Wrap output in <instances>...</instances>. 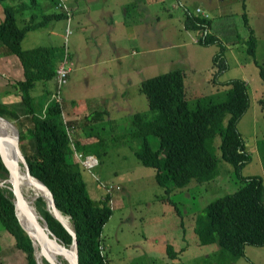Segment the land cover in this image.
<instances>
[{
	"label": "rangeland",
	"instance_id": "obj_1",
	"mask_svg": "<svg viewBox=\"0 0 264 264\" xmlns=\"http://www.w3.org/2000/svg\"><path fill=\"white\" fill-rule=\"evenodd\" d=\"M76 1L81 7L73 24L63 17L52 19V29L56 34L50 32L51 23L28 30L22 39V46L56 45L60 51L53 58L59 60L61 53L68 52L74 61L67 82L61 89V107L68 120L82 119L72 125L73 140L76 138V128L80 132H87L90 128L97 135L94 137L100 139L91 148L97 152L95 158L99 161L92 169L94 175L86 171L83 173L89 193L94 198L105 190L104 187H95L98 179L113 185L109 201L111 214L102 227V244L99 245L108 259L107 264H210L217 243H198L194 230L196 217L211 199L231 192L243 183L232 163L222 158L218 147L219 136L214 138L218 161L215 178L201 181L191 178L186 184L170 186L167 190L156 180L155 169L143 164L135 155L134 150L140 146L141 139L129 133V114L141 111L148 118L154 115L155 112L148 108L146 95L139 89V82L170 69L183 70L184 89L190 104H194L199 96L223 99L229 87L225 83L227 79H245L250 105L239 119L237 129L244 138L251 159L243 166L241 173L259 174L264 183V78L259 73L260 66L264 68V0H244V4L242 0H115L125 1L123 5L128 8V13L121 18L130 27L123 33L113 30L111 36L109 30L101 32L96 48L91 29L89 25L83 28L82 18L88 6L92 8L106 2L69 0L72 6L76 5ZM5 2L14 3L15 0L0 1V20ZM39 4L38 7L16 13L17 23L21 25L33 11L39 12L38 19L44 11H52L51 6L44 5L48 4V0H39ZM138 4H144V12L136 10ZM197 7L208 14L209 27L206 30L220 37L226 46L224 54L228 69L219 76L214 74L213 63L218 43H200L198 38L202 30L185 29L183 25L187 13L202 16V12L196 11ZM157 19L159 38L157 28H152L153 21L156 23ZM136 22L141 23L138 30L132 27ZM250 32L256 37L254 57L258 64L247 52L246 40ZM121 34L123 37L119 38ZM132 35L134 40H128ZM141 37L145 41L143 44L140 43ZM2 48L0 45L3 51ZM119 54L123 56L117 58ZM1 57L3 61L8 58L6 53ZM94 60L96 65L91 64ZM15 67L13 72L19 74L18 64ZM7 70L12 72L8 67ZM3 82L4 78L0 75V98L7 103L19 100L17 96L4 91ZM54 87L52 77L45 81V85H36L33 92L38 96L45 93L48 97ZM47 89L49 92H45ZM103 106L110 109L103 119L84 118L96 107ZM18 108L23 110L21 105ZM18 113L21 114L18 119L1 117L16 126L28 119L24 111ZM148 140L153 148L159 144L155 134H150ZM85 143L84 147L88 148L89 145ZM39 195L42 196L41 193ZM31 200L34 202L35 198ZM0 241L1 264L25 263L24 256L10 251L13 236L1 223ZM167 244L177 251L176 256L167 254ZM64 258L69 260L67 254ZM231 264H264V245L246 244L244 254Z\"/></svg>",
	"mask_w": 264,
	"mask_h": 264
},
{
	"label": "trees",
	"instance_id": "obj_2",
	"mask_svg": "<svg viewBox=\"0 0 264 264\" xmlns=\"http://www.w3.org/2000/svg\"><path fill=\"white\" fill-rule=\"evenodd\" d=\"M50 1L51 5L46 6H51L52 11H44L40 19L37 18L39 12L33 11L21 25L17 23L16 13L38 7L39 0H15L14 3L5 2L2 6L0 45L4 52L0 50V75L5 81L2 83L4 91L17 96L19 100L7 103L0 98V115L18 119L21 116L18 112L24 111L25 116H28L25 122L16 124L19 148L29 172L50 190L55 206L60 210L58 217L74 229L78 264H107L108 259L102 254L99 245L102 244V227L111 214L109 201L113 185L98 179L95 187H104L105 190L99 197H92L83 172L93 176L92 169L99 161L90 168L85 167L82 162L86 155H98L91 148L100 139L94 137L97 135L90 128L87 132H80L76 128V138L73 140V126L82 119L68 120L63 106L61 107V89L67 82L74 61L68 52L61 53L58 61L53 58L60 51L56 45L22 46V39L28 30L42 28L50 20L62 16L68 22L66 8L70 9L71 23L73 6L69 0V3L66 0ZM242 3L244 4V0ZM184 26L202 30L198 38L200 43H218L219 48L213 54L215 76L227 70L228 63L224 54L226 46L220 37L206 30L209 20L187 13ZM246 42L247 52L253 62L257 63L254 57L256 37L252 32ZM5 53L8 58L3 61L1 56ZM15 64L20 67L17 68L19 74L13 72ZM60 66L65 69L63 74L59 73ZM259 73L264 78V68L261 66ZM52 77L55 87L48 97L45 93L38 96L33 92L36 85H45V81ZM225 83L229 87L225 90L223 99L213 100L199 96L194 104H190L181 68L145 77L140 80L139 89L146 95L148 108L155 113L150 118L145 117L141 111L129 114V133L141 139V144L134 153L143 164L155 169L156 180L167 190L170 186H182L191 178L198 181L215 178L218 161L214 138L219 136L218 147L222 158L232 163L243 183L237 189L211 199L196 217L194 230L198 243H217V249L209 260L210 264H231L244 254L246 244L264 245L263 177L259 174L241 173L243 166L251 159L244 138L237 129L239 119L250 105L247 83L241 77L229 78ZM45 92H49L48 89ZM19 105L23 110L18 108ZM108 113V107H96L84 118L103 119ZM0 127L4 132L6 125L1 122ZM150 134L158 136L159 144L156 148L149 143ZM84 143L89 145L88 148L84 147ZM6 173V167L0 158V176L6 177ZM37 185L42 194H38L34 200L37 210L57 238L65 245L70 244L71 232L46 208V201L50 206L49 195L38 181ZM12 197L10 189L0 186V223L13 236L10 251H17L24 256V264H37L31 239L14 214ZM166 251L171 257L177 255L171 244L166 245ZM43 263L50 264L44 257Z\"/></svg>",
	"mask_w": 264,
	"mask_h": 264
},
{
	"label": "water",
	"instance_id": "obj_3",
	"mask_svg": "<svg viewBox=\"0 0 264 264\" xmlns=\"http://www.w3.org/2000/svg\"><path fill=\"white\" fill-rule=\"evenodd\" d=\"M1 117V115H0ZM4 118V117H3ZM8 120V119H7ZM8 122H10L12 124V126L15 128L16 126L14 125V123H12L10 120H8ZM14 142H15V153L20 152L21 154V158L25 164L26 170L28 172V175L37 179L38 182L42 185L43 189L47 191L48 195H49V203L50 206L48 205L47 201H46V208L52 213V215H54V217H56L72 234V240L71 243L68 244L73 246L74 251H75V261L74 264H78V258H77V241H76V237H75V232L74 229L71 228L70 226L66 225L57 215V213L60 211L54 203L52 194L50 192V190L48 189V187L37 177L33 176L28 169L27 163L24 159V156L19 148V144H18V130L15 128V137H14ZM4 142L0 139V158L2 160V162L4 163L5 167H6V171H7V175L9 176L10 179V186L9 189L12 192V202L14 205V214L16 215V218L18 220V223L20 224L21 228L28 234V236L31 239L32 245H33V254H34V258L36 260L37 264H40L37 259H36V248L34 247L33 244V240L31 235L28 233L27 228L22 224L20 217L18 216V211L20 212H24L26 215H28L32 222H33V236L35 237V239L38 242L39 248H40V253L43 255V257L50 263V264H57L56 261L54 260V257L52 256V252L48 249L47 247V230L55 236V238L57 240H59L57 238V236L48 228L47 222L46 220L43 218V216L41 214H39V218L36 216V214L33 211L32 205L28 202V200L25 198L24 194L21 191L20 188V184L17 180V170L19 167L18 164V159H17V155L13 154V156H11L10 154H8V152L6 150H4V146H3ZM0 186H1V182H0ZM40 220L42 221V223L44 224V226L42 227V225L40 224ZM60 241V240H59ZM63 246H67L65 245L62 241H60Z\"/></svg>",
	"mask_w": 264,
	"mask_h": 264
},
{
	"label": "bare ground",
	"instance_id": "obj_4",
	"mask_svg": "<svg viewBox=\"0 0 264 264\" xmlns=\"http://www.w3.org/2000/svg\"><path fill=\"white\" fill-rule=\"evenodd\" d=\"M1 122L6 125V127L3 128L4 132L2 131L0 127V139L4 142L3 144L4 150H6L8 154H10L11 156H13V154L17 155L16 157L18 159V164H19V167L17 170V180L20 184L22 193L24 194L28 202L32 205L34 213L39 218L40 213L37 210L33 200H31L32 198H36L39 194L38 185H37L38 180L28 175L25 164L21 158L20 152L15 153V149H16L15 142H14L15 128L12 126L10 122H8L7 119L3 117H0V124ZM0 182H1V186H6L9 189L10 179L8 175L6 177L0 178ZM22 213L23 214H21V212L18 211V216L20 217L22 224L27 228L28 233L32 237L34 247L36 248L37 261L40 264H43V261H42L43 255L40 253L38 242L32 234L33 222L28 215H26L24 212ZM40 224L42 225V227L44 226L41 220H40ZM47 234L48 235H47L46 242L47 244L49 243V246L47 245V247L52 252V255H54V260L56 261V263L57 264H74L75 251H74L73 246L71 245L63 246V244L59 240H57L55 236L52 235L48 230H47ZM66 254L69 256V260H67L68 258L67 259L64 258V255Z\"/></svg>",
	"mask_w": 264,
	"mask_h": 264
},
{
	"label": "crops",
	"instance_id": "obj_5",
	"mask_svg": "<svg viewBox=\"0 0 264 264\" xmlns=\"http://www.w3.org/2000/svg\"><path fill=\"white\" fill-rule=\"evenodd\" d=\"M87 1H99V0H87ZM105 4L103 5H94L92 8L91 6H88V11L86 13V15L82 18V24H83V28L85 29L88 25L91 29V36L92 38L96 41L95 44V48L98 47L97 44V40L99 39V34L105 30H109V36L112 35L113 30H116L118 33H123L126 32V30L128 29V26L130 27V25L128 23H126L121 17H124L127 13H128V8L123 5L125 1H118L115 2V0H105ZM39 4V2H38ZM48 4L51 5V1L48 0ZM40 5V4H39ZM43 5V4H41ZM47 5V4H44ZM80 3L79 1H76V5L74 4L72 10H73V19L71 20V23L73 24V21L77 18L78 16V11L80 10ZM136 10L137 11H141L144 12V4H138L136 5ZM63 17V16H62ZM141 22L142 24L144 23V19L143 17L141 18ZM155 21H153V29L156 27L158 30V38H159V20L157 19L156 23H154ZM51 23L48 22V24ZM63 23H65L63 21ZM46 24V25H48ZM184 25V23H183ZM77 26V24H76ZM132 27H135L137 30L139 29V27H141V23H134L132 24ZM51 33L52 34H56L55 30L52 29L53 25L51 23ZM185 29H190V28H186L184 26ZM30 31V30H29ZM208 31V30H207ZM123 35L121 34L119 36V38H122ZM74 39L76 40V34L74 35ZM128 40L132 41L134 40V36L132 35L130 38H128ZM112 39H110L109 37V42H111ZM144 38L141 37L140 38V43H144ZM143 50V49H141ZM120 56H123V54H119L117 56V58H119ZM92 65H96V60H94L92 63ZM99 108V107H98ZM109 109V108H108ZM85 114V113H84ZM72 116V115H70ZM83 138L85 137L82 136ZM79 139H81V136L78 137ZM82 140V139H81ZM85 142V141H84Z\"/></svg>",
	"mask_w": 264,
	"mask_h": 264
},
{
	"label": "built area",
	"instance_id": "obj_6",
	"mask_svg": "<svg viewBox=\"0 0 264 264\" xmlns=\"http://www.w3.org/2000/svg\"><path fill=\"white\" fill-rule=\"evenodd\" d=\"M197 11H200V7H197L196 8ZM65 15H67V20H68V23H69V16H70V9L69 8H66L65 10ZM204 15L206 16L207 14L204 13ZM65 61H67L66 58H64ZM65 72V69L63 68V66H60L59 68V73L60 74H63ZM55 94V93H54ZM83 164L85 165V167L87 168H90L92 167L94 164L97 163V159L95 158V156L93 154H89V155H86L85 158L82 160Z\"/></svg>",
	"mask_w": 264,
	"mask_h": 264
},
{
	"label": "clouds",
	"instance_id": "obj_7",
	"mask_svg": "<svg viewBox=\"0 0 264 264\" xmlns=\"http://www.w3.org/2000/svg\"><path fill=\"white\" fill-rule=\"evenodd\" d=\"M200 9H201V8H200ZM196 11H197V10H196ZM197 12H202V10L197 11ZM204 13H206V12H202V16L205 17V18H207V17H208V14L206 13L207 15L205 16Z\"/></svg>",
	"mask_w": 264,
	"mask_h": 264
}]
</instances>
